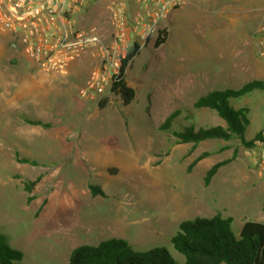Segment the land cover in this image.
Instances as JSON below:
<instances>
[{
	"label": "rangeland",
	"instance_id": "rangeland-1",
	"mask_svg": "<svg viewBox=\"0 0 264 264\" xmlns=\"http://www.w3.org/2000/svg\"><path fill=\"white\" fill-rule=\"evenodd\" d=\"M190 1L162 20L166 41L155 48L152 36L132 59L125 77L136 94L128 105L108 89L79 95L95 62L84 61L74 76L44 72L11 49L0 31V233L22 251L16 264H67L75 246L108 237H122L136 250L164 247L181 263L170 238L183 219L220 213L232 217L235 233L245 221L264 222V173L238 138L192 145L159 128L175 110V130L222 123L214 111L193 107L195 99L210 89L264 79V0ZM220 5L228 46L214 66L210 52L200 54L195 42L203 44L200 35L216 27L204 21L201 30L200 16L210 20L216 15L210 10ZM82 24L99 25L107 36L105 0L85 9ZM103 96L107 102L99 107ZM229 102L248 109L244 138L252 139L263 125L264 89ZM203 151L209 155L188 171ZM233 154L206 185V170ZM37 177L28 193L25 183ZM89 184L104 195H92Z\"/></svg>",
	"mask_w": 264,
	"mask_h": 264
},
{
	"label": "trees",
	"instance_id": "trees-1",
	"mask_svg": "<svg viewBox=\"0 0 264 264\" xmlns=\"http://www.w3.org/2000/svg\"><path fill=\"white\" fill-rule=\"evenodd\" d=\"M167 37V28L159 30L153 39V46L159 47ZM140 49L141 47L136 43L128 48L125 57L121 59L118 72L107 88L121 99L123 105L130 104L135 98L136 90L127 82L125 73ZM254 89H264V79L253 78L235 88L212 89L195 99L193 107L214 111L225 125L216 124L197 128L193 124H188L180 130H175L172 127L179 112L175 110L166 116L159 128L169 131L178 143L195 145L199 141L208 139L228 141L236 137L248 148L258 132L250 140L244 138V129L249 124L248 109L244 106L234 108L229 100ZM106 102L107 97L103 96L98 100V106L104 107ZM25 121L42 127L50 125L39 119H25ZM208 155V151L201 152L188 164V171ZM234 156L235 154L231 158L212 164L204 174V183L209 184L217 170ZM19 161L36 164L34 160L28 158H21ZM38 180L39 177L26 182L25 190L31 192L32 186ZM88 187L92 195H104L98 186L89 184ZM30 199H32L31 195L28 196V200ZM231 222L232 217H224L220 213L181 220L178 230L170 238L173 248L183 256L181 263L177 262L164 247L136 250L122 237H108L97 244L84 243L75 246L69 253L67 264H264V222L245 221L238 233L232 230ZM22 257V251L11 246L5 234L0 233V264H16Z\"/></svg>",
	"mask_w": 264,
	"mask_h": 264
},
{
	"label": "built area",
	"instance_id": "built-area-1",
	"mask_svg": "<svg viewBox=\"0 0 264 264\" xmlns=\"http://www.w3.org/2000/svg\"><path fill=\"white\" fill-rule=\"evenodd\" d=\"M96 1L0 0V31L8 34L11 49L22 52L44 72L65 73L72 61L90 54L95 65L79 95L102 94L128 48L135 43L144 46L183 0H105L110 24L107 36L99 25L82 24L85 9ZM260 44L264 47V41ZM246 154L264 173V114Z\"/></svg>",
	"mask_w": 264,
	"mask_h": 264
},
{
	"label": "crops",
	"instance_id": "crops-1",
	"mask_svg": "<svg viewBox=\"0 0 264 264\" xmlns=\"http://www.w3.org/2000/svg\"><path fill=\"white\" fill-rule=\"evenodd\" d=\"M183 1H186L187 4L191 2L190 0H183ZM180 9H181V7L179 5L178 8L174 9L171 12V15L175 16L177 13H180L181 12ZM223 11H224L223 6L220 5L217 8H215V9L212 8L210 10V14H214V13L216 14L215 17H212L210 20H208V19L205 20L203 18V15L200 16L198 26L201 28V30H204V25H203L204 21H206L207 25L212 26V27H214V25H215L216 27L213 29L211 34L200 35L201 39L204 41L203 44H201L199 42H195L196 46L198 47V50L200 51V54L204 53V55H205L206 51L210 52L209 57L214 58V59H211V62L214 64V66L215 65L218 66V58L223 56V51L226 50L224 47L228 46V44H227V41H228V38H227L228 37V35H227L228 22L226 21V19H223V17H222ZM189 14L191 15V13H189ZM161 26L163 28L167 27V25H165L163 23L161 24ZM217 27L219 29H217ZM217 30H219L218 33L216 32ZM204 55H202V56H204ZM90 56H91L90 54L85 53L81 57L72 61L69 64L67 71L64 74H67L69 76L76 75L83 68L84 63H85L84 61H86V60H88L90 64H93L95 62V59H93V57L92 56L90 57ZM220 68H222V67H220ZM220 70L222 71V69H220ZM249 80H251V79H249ZM239 86H235V87H239ZM225 87H232V86H223V88H225ZM214 89H222V88L217 87ZM210 90H212V89H210ZM221 121H223V120H221ZM217 124L225 125V122L223 121L222 123H217ZM212 125H216V124H212Z\"/></svg>",
	"mask_w": 264,
	"mask_h": 264
}]
</instances>
